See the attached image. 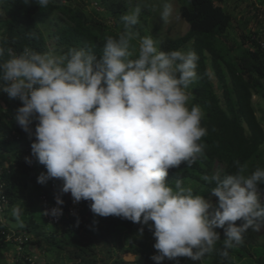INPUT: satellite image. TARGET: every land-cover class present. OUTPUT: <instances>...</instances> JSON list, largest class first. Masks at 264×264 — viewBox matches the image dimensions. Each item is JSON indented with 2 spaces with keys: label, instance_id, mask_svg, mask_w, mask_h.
Here are the masks:
<instances>
[{
  "label": "clouds",
  "instance_id": "1",
  "mask_svg": "<svg viewBox=\"0 0 264 264\" xmlns=\"http://www.w3.org/2000/svg\"><path fill=\"white\" fill-rule=\"evenodd\" d=\"M35 3L43 9L53 0ZM141 12L137 5L120 17L122 31L106 37L99 56L91 48L56 54L25 46L17 54L0 45V58L9 57L0 62V92L23 105L12 118L46 169L37 183L62 180L61 193L76 203L91 201L94 214L141 225L138 237L147 226L155 264H180L181 257L196 264L213 253L224 264L249 229L264 230V167L249 173L236 160L233 174L202 177L215 184L211 198L194 194L183 179L174 187L166 182L170 169L190 168L205 155V113L189 107L187 91L200 78V57L194 50L161 51L152 35L140 36ZM159 16L163 24L180 19L172 0H163ZM63 203L57 196L44 215L59 218ZM25 214L24 206L12 207L17 227H24Z\"/></svg>",
  "mask_w": 264,
  "mask_h": 264
},
{
  "label": "trees",
  "instance_id": "2",
  "mask_svg": "<svg viewBox=\"0 0 264 264\" xmlns=\"http://www.w3.org/2000/svg\"><path fill=\"white\" fill-rule=\"evenodd\" d=\"M62 1L53 0L42 9L35 0H28L27 3L25 0H1L0 11L4 14L0 16V45L11 47L17 54L25 46L44 53L46 40L38 24L54 18L61 25L56 26L50 36L62 49V54L70 48H91L98 56L101 55L106 37L113 36L111 29L88 16L77 1L65 0V4ZM128 1L132 0H80L86 5L96 3L101 13H106L113 20V26L119 32L122 31L120 17L129 10ZM177 2L181 5L180 17L188 25V30L178 38H164L158 48L165 52L194 50L200 57L197 68L200 78L190 85L192 99L189 107L199 105L203 109L205 117L201 123L208 134L201 141L206 144L204 157L190 168L182 163L178 168L170 169L166 182L174 187L176 179H183L185 186L197 189L194 194L211 198V189L215 184L206 182L202 177L233 174L236 160L246 163L249 173L257 167H264V128L253 104V97H264V36L255 33V40L253 35L242 37L243 43H248L250 47H242L239 54L231 55V49L221 43V37L231 28L232 22V16L222 7L224 0H188L189 6L184 5L182 0ZM253 16L256 17L255 14ZM7 59L9 57L5 54L0 62ZM0 102L3 105V110H0V150L9 151L13 157V161L6 166L8 173L4 174L8 209L24 198L28 182L35 181V176H39L42 173L40 170L45 167L38 163L36 169L29 168L25 162V157L31 156L33 141L12 118L16 109L23 105L3 92H0ZM32 128L34 131L35 123ZM51 182L56 183L58 195L66 207L71 194L61 193L62 180L51 179L41 185L39 188L43 190L39 196L47 192ZM90 203L83 200L76 218L61 219L59 226L63 228L60 236L50 232L43 238L28 239L25 244L45 252H61L72 264H146L144 259L128 262L123 258L127 254L146 258L149 252L146 241L142 243L144 251L123 249L119 243L122 231L131 234L141 225L116 216L100 217L90 210ZM25 227L28 229V224ZM143 233L153 237L147 226ZM7 234L17 235L0 225V250L8 247L4 242ZM241 248L248 251L243 244ZM23 253V258H16L10 264H38L32 260L26 246ZM255 254V263L264 264V255L257 251ZM184 264L193 262L187 260Z\"/></svg>",
  "mask_w": 264,
  "mask_h": 264
},
{
  "label": "rangeland",
  "instance_id": "3",
  "mask_svg": "<svg viewBox=\"0 0 264 264\" xmlns=\"http://www.w3.org/2000/svg\"><path fill=\"white\" fill-rule=\"evenodd\" d=\"M75 1H77L80 6L83 7L88 16L93 17L97 22H102L105 27L111 29V33L114 37L119 34V30H116L113 26V20L110 19L106 13L95 11L89 3L86 5L85 3L80 2V0ZM182 1L184 5L189 6L188 0ZM128 3V13L132 11L137 5H140L142 7V12L139 18L140 24L137 26L138 31L140 33V36L152 35L154 38H156L158 47L161 40H163L164 38L175 39L185 34L188 30V25L183 21L181 17L180 19H176L174 16L167 24H163L161 22L159 12L163 0H132L128 1ZM172 3L176 11L179 13V8L181 5L177 2V0H172ZM222 7L232 16L231 28L228 29V31L221 37V43H223L225 48L231 49V55L239 54L242 47H250L248 43H243L242 37H246L249 35L251 36L255 33H259L261 34V36H264V21L253 16V5L249 0H224ZM58 25H61V23L56 21L54 18L48 19L44 23L38 24L46 40V52L53 51L56 54H62V49L55 44L54 39L50 36L52 30ZM134 44L136 45V48L133 50V58H135L136 54L138 53V41H134ZM187 91H190V86ZM253 104L256 111V116L264 128V97H253ZM1 154L2 153L0 150V155ZM3 154L13 160L10 156L9 151L4 152ZM2 159L3 158L0 159V162L3 164L4 160ZM38 166V162L35 161L34 168L36 169V167ZM40 171L45 172L46 169L43 168ZM35 177V181H29L26 189L24 190V198L17 203V205L19 204L25 207L26 214L24 216V224L28 223L29 220H32L39 229H42V231H44V233L51 232L60 236L61 229L63 227L51 226L42 219L39 207L38 193L36 192V188L40 187L41 184L37 183L38 174ZM193 191H197V189ZM11 209L7 210V212L3 216L6 217L8 226L12 228L16 226V223L12 222L11 225V221L9 219V217H12ZM13 223L15 224L13 225ZM219 231L222 232V230ZM137 233L138 230L131 234L122 231L119 237L120 246L123 249H139L140 251H144L142 243L146 241V247L149 250L148 256L146 258H143L141 255L132 256L130 254H127L123 256V258L128 262H135L139 259H144L146 264H155V262L151 259L152 256L157 254V251L153 247L155 243L154 238L147 237V235L144 233L142 237H138ZM222 244L223 238L217 243V248H222ZM243 245L248 249L249 253L248 251H244L240 245L234 249L229 250V258L224 261V264H256L255 261L257 259V255L255 254V251L259 252L261 255H264V230L255 232L249 229L248 232L245 233ZM25 246L27 247L28 253H30V257L32 258V260L38 264H72V262L68 261L65 255L61 252H57L54 250H52L51 252H45L42 249L39 250L38 248H34L31 244H25ZM10 252L12 251H4L0 253V264H4L9 261L11 262V259H13V253L9 255ZM187 260L189 261L190 259L183 257L179 258L180 264L182 262V264H184V262ZM220 261L221 258L216 253H213L209 256H206L202 262L198 263L204 264L205 262V264H220ZM164 264H175V261L166 260L164 261Z\"/></svg>",
  "mask_w": 264,
  "mask_h": 264
},
{
  "label": "built area",
  "instance_id": "4",
  "mask_svg": "<svg viewBox=\"0 0 264 264\" xmlns=\"http://www.w3.org/2000/svg\"><path fill=\"white\" fill-rule=\"evenodd\" d=\"M252 5H253V12L256 15V18L258 19H263L264 17V0H249ZM65 0L62 1V4H65ZM91 7L97 11L101 12L100 7L96 3H91ZM252 39H256V36H252ZM263 46V44H261ZM14 102L22 105V103L18 99H13ZM32 159L31 165L27 164L29 168H34L35 167V159L34 157L30 156ZM8 172L6 171V166L0 165V215L4 214L7 211V200L5 196V189H6V183L4 181V174H7ZM58 195L57 191V186L55 182H51L49 184V189L47 190L46 193H43L39 196V207L41 211V216L42 219L48 223L51 226H59L61 219L63 217L65 218H76L83 205V200L76 203L73 201V198L70 197L69 204L64 207V205H61L60 207L62 208L63 214L59 218H54L50 215H44V212L46 209H51L52 207H56V197ZM60 197V196H59ZM1 241V239H0ZM4 242L7 244V246H11L13 248V259L12 261L16 258H23L24 257V249H25V243L26 240L19 236V235H14V234H7L5 236ZM30 261V259H28Z\"/></svg>",
  "mask_w": 264,
  "mask_h": 264
},
{
  "label": "crops",
  "instance_id": "5",
  "mask_svg": "<svg viewBox=\"0 0 264 264\" xmlns=\"http://www.w3.org/2000/svg\"><path fill=\"white\" fill-rule=\"evenodd\" d=\"M0 110H3V105H2V103L0 102ZM4 152H7V151H3V150H1V155H0V157L1 158H3L2 160H4L3 162V164L0 162V165H3V166H7L8 164H10L13 160H11V158L10 157H7L5 154H3ZM10 156H11V154H10ZM12 157V156H11ZM0 158V159H1ZM12 159H13V157H12ZM29 183V182H28ZM36 187H37V185H36ZM41 187V186H40ZM25 190V189H24ZM43 189H40L39 187L38 188H36V192L38 193V196H39V193L42 191ZM25 193V192H24ZM17 205V204H16ZM15 206V205H14ZM13 206H11V207H9L7 210H9V209H11ZM7 212V211H6ZM5 212V213H6ZM4 213V214H5ZM4 214H2V215H0V216H3ZM4 218H5V220H6V217L5 216H3ZM9 219H10V221H11V225H12V222H15L14 221V218H12V217H9ZM16 223V222H15ZM15 223H13V225L15 224ZM26 224H28V229H25L26 227H25V224H24V227L23 228H19V227H17V226H15V227H10V226H8V224L7 223H5V224H3L9 231H11L12 233H16L17 235H19V236H21V237H23L26 241H28V239L29 240H31V241H33L34 240V238H36V239H39V238H43V237H45V236H47L48 235V232L46 233H44V231H42V229H39L38 228V226L34 223V221H32V220H29L28 221V223H26ZM33 232V233H32ZM39 232H41V233H39ZM4 251H13V248L11 247V246H8L7 247V249H5V250H0V253L1 252H4ZM11 253L12 252H10V254L9 255H11ZM12 257V256H11ZM13 261H12V259H11V262L9 261V262H6V263H4V264H10V263H12Z\"/></svg>",
  "mask_w": 264,
  "mask_h": 264
}]
</instances>
